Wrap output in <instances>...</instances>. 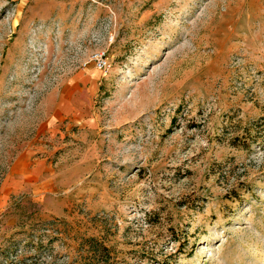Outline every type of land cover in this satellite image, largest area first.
Instances as JSON below:
<instances>
[{"label":"rangeland","instance_id":"374dc122","mask_svg":"<svg viewBox=\"0 0 264 264\" xmlns=\"http://www.w3.org/2000/svg\"><path fill=\"white\" fill-rule=\"evenodd\" d=\"M92 238L264 264V0H0V264H103Z\"/></svg>","mask_w":264,"mask_h":264},{"label":"crops","instance_id":"0c3cea01","mask_svg":"<svg viewBox=\"0 0 264 264\" xmlns=\"http://www.w3.org/2000/svg\"><path fill=\"white\" fill-rule=\"evenodd\" d=\"M33 161L34 160H32L31 155L23 154L22 156H20L17 162H14V169L16 170L12 169L7 177L9 183H11L12 188H15L16 186H20V185L23 187L28 185H38L41 189H45L48 180L47 179L39 180V178H37L38 175L34 170Z\"/></svg>","mask_w":264,"mask_h":264},{"label":"trees","instance_id":"16d2710c","mask_svg":"<svg viewBox=\"0 0 264 264\" xmlns=\"http://www.w3.org/2000/svg\"><path fill=\"white\" fill-rule=\"evenodd\" d=\"M93 243H89L90 245V249H91V258L94 260H101L103 261L102 263L104 264L105 261L102 260L100 257L102 256L103 252H105L106 250H108V247L103 244L102 242H97V240L93 239Z\"/></svg>","mask_w":264,"mask_h":264},{"label":"built area","instance_id":"2783aa9c","mask_svg":"<svg viewBox=\"0 0 264 264\" xmlns=\"http://www.w3.org/2000/svg\"><path fill=\"white\" fill-rule=\"evenodd\" d=\"M94 58L96 59V63L100 68H106L107 66H109V62L106 59L104 51L96 52Z\"/></svg>","mask_w":264,"mask_h":264}]
</instances>
